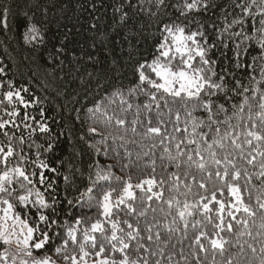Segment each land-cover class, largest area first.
Wrapping results in <instances>:
<instances>
[{
	"label": "snow or ice",
	"instance_id": "obj_1",
	"mask_svg": "<svg viewBox=\"0 0 264 264\" xmlns=\"http://www.w3.org/2000/svg\"><path fill=\"white\" fill-rule=\"evenodd\" d=\"M113 13L133 82L115 90L109 103L118 100L124 113L135 109L131 121L117 116L115 124H130L134 134L142 125L138 134L153 141V148L158 140L166 154L160 159L176 171L157 178L152 160V175L133 183L132 176H114V165L97 159L86 168L69 162L68 173L61 172L51 163L58 136H51L44 110L38 109L39 116L27 111L38 98L26 99L22 93L28 88L7 81V90L0 92V262L9 264L6 246L15 242L18 264H56L49 251L62 255L65 264H89V259L91 264H216L217 254L223 256L230 242L224 233H232L237 224L244 229L239 236L260 238L259 249L248 247L254 256L259 252V264H264V188L255 196L261 210L255 235L249 227L257 216L249 185L253 176L264 184V0H119ZM8 18L5 6L0 28L9 27ZM22 37L26 45L43 44L46 34L26 16ZM149 40L151 51L144 55L140 45ZM63 51L62 43L55 49L57 57ZM0 75H6L5 67ZM0 89L5 82L0 81ZM88 132L98 134L94 127ZM112 140L127 142L125 136ZM100 143L107 157V137ZM88 147L101 155L98 145ZM249 166L258 171L250 172ZM77 173L86 174L80 197L87 201L76 199L75 204L82 211L87 204V211L95 208L96 214L85 212L70 223L61 218L57 188L63 180L65 200L73 206L67 195L76 187ZM165 185L172 193L168 199ZM154 201L166 207L153 208ZM157 211L163 215L157 217ZM10 264H17L16 255Z\"/></svg>",
	"mask_w": 264,
	"mask_h": 264
},
{
	"label": "trees",
	"instance_id": "obj_2",
	"mask_svg": "<svg viewBox=\"0 0 264 264\" xmlns=\"http://www.w3.org/2000/svg\"><path fill=\"white\" fill-rule=\"evenodd\" d=\"M117 3L119 0H0V9L5 6L9 8V27L0 28V67H5L6 72V75H0V81L5 82V89H0V92L7 90V81H12L16 88L29 89L28 93H22L26 99L38 98L39 103L30 106L27 111L39 116L38 109L44 110L45 122L52 129L51 136H58L56 152L51 155V163L61 172L68 173L69 162L75 167L86 168L89 161L98 159L102 164L114 165L111 169L114 176L123 179L132 176V182L137 183L140 179L152 175V160L156 161L157 178L167 177L176 169L168 165L167 159H160L166 154L163 153L158 140L157 147L153 148V141L141 138L138 133L143 131L142 125L136 126L137 133L134 134L131 132L130 124L123 127L115 124L117 116L126 117L131 121L135 111L133 109L127 113L121 112L118 100L109 103V97L115 90H126L133 82L131 67L126 64L127 47L121 40V30L116 27L118 16L113 13V5ZM93 4L96 5L95 9L92 8ZM167 11L171 14L172 10ZM26 16L42 25V30L46 34L43 44L24 43L22 33ZM167 18L166 16L165 19ZM92 24L96 25L95 29L91 28ZM62 43L64 51L57 57L55 49ZM140 48L144 55H148L151 51V40L140 45ZM113 60L117 61L115 66ZM140 99L143 101L145 98ZM97 105L100 106L99 111H95ZM88 109L93 111L89 112ZM3 115V108L0 107V116ZM110 116L113 117L111 122L108 121ZM140 119L146 122V114L141 113ZM90 127L96 128L98 134L89 133ZM81 136L84 137L83 140L80 139ZM112 136H125L127 142L116 140L114 143ZM103 137H107L109 147L107 157L102 154L105 145L100 141ZM42 142V138L37 140V143ZM89 144L98 145L101 148V155L97 156L88 147ZM27 150L26 144L25 151ZM34 151L35 145L33 153ZM60 161L64 162V167H61ZM125 165L127 167H124ZM193 171L195 174V170ZM249 171L255 172L258 169L249 166ZM196 175L199 179V174ZM188 182L193 183L191 180ZM87 184L86 174L80 177L77 173L76 187L70 188L67 195L68 199L74 200V205L69 206L65 200L64 182L58 181V199L63 202L58 205L62 220L71 223L76 216L84 215L85 212L95 218V208L87 211V204H84L82 211L81 205L75 204L76 199L87 201V196L80 197V192L85 191ZM249 188L252 189L250 203L257 211V216L249 220V227L255 235L261 215L255 196L259 194V188H264V184L253 176ZM195 190L196 185L193 183V191ZM137 194L139 195V192ZM170 195L172 193H169L165 185L164 198L168 199ZM244 196L247 201L249 196L247 190H244ZM158 206L166 207L160 201L152 203L153 208ZM155 215L161 217L163 214L157 211ZM152 216L153 213L149 209L148 219ZM253 220L256 222L255 225L252 223ZM242 231H244L242 225L234 224L232 233H224L230 242L225 245L223 256L217 254L216 264H226L228 259L232 260V264L249 262L259 264V252L254 256L248 244H253L259 249L260 238L254 240L252 237L239 236ZM176 235L179 236V233ZM2 249L3 247H0V253ZM68 254L73 253L69 251ZM47 255L51 256L56 264H65L62 255L52 251L47 252Z\"/></svg>",
	"mask_w": 264,
	"mask_h": 264
},
{
	"label": "rangeland",
	"instance_id": "obj_3",
	"mask_svg": "<svg viewBox=\"0 0 264 264\" xmlns=\"http://www.w3.org/2000/svg\"><path fill=\"white\" fill-rule=\"evenodd\" d=\"M8 248V255H9V264L11 261V257L16 255L17 257V264L19 262V259L21 258L18 253H19V249L17 247V245L15 244V242H13L12 244L6 246ZM4 251V247L2 249V252ZM41 253H34V255H40ZM89 264H91V260H89Z\"/></svg>",
	"mask_w": 264,
	"mask_h": 264
}]
</instances>
